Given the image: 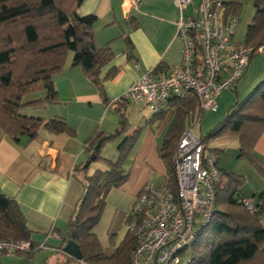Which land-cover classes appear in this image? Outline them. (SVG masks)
<instances>
[{"label": "trees", "instance_id": "16d2710c", "mask_svg": "<svg viewBox=\"0 0 264 264\" xmlns=\"http://www.w3.org/2000/svg\"><path fill=\"white\" fill-rule=\"evenodd\" d=\"M83 1L0 0V130L15 142L25 137L29 144L37 138L41 129L52 134L74 136L62 119L44 120L21 114L28 106L59 103L52 78L62 71L69 52L73 54L71 67L79 68L107 103L100 70L111 61L113 53L108 45L103 48L96 45L93 30L96 17L76 15V8ZM211 1L221 2L224 22L229 17L238 18L242 7L240 0ZM252 8L253 15L247 24L243 45L257 50L264 47V0H252ZM125 41L131 52L130 41ZM194 41L199 56L196 37ZM196 61L201 65V59ZM162 68L158 65L153 73L157 74ZM115 74L114 70L107 72L104 80L112 79ZM36 88H42L45 97L25 105L23 98ZM118 103L127 102L122 98ZM169 103L174 107L175 114L158 147V155L165 167V174L173 184L171 156L186 127V120L194 114L197 103L192 94L186 99H174ZM118 112L119 123L114 132H95L84 143L87 155L85 170L96 162H105L108 169L96 171L90 176L84 175L80 181L83 193L67 224L63 240L66 243L73 240L80 249L82 260L70 259L74 264H132L136 242L130 233L125 234L111 257H105L94 233L108 193L119 188L127 179L123 164L142 130L136 128L126 136L130 125L125 113ZM263 131L264 80L256 84L240 103L230 107L225 118L202 138V142L205 145L215 138L234 137L239 147L238 158L245 159L264 178V163L253 153ZM121 138L116 160H104L100 154L102 147ZM98 142L100 146L95 150ZM209 150L219 160L220 150ZM220 171L225 182L215 193L216 210L208 224L198 232L195 242L184 252L183 264H264V191L252 197L256 199L258 211L250 214L240 202L244 199L240 193L245 183L244 177ZM31 236L16 201L0 192V240L27 241L31 248H35L38 244ZM33 253L29 251L20 255L30 258Z\"/></svg>", "mask_w": 264, "mask_h": 264}, {"label": "crops", "instance_id": "0c3cea01", "mask_svg": "<svg viewBox=\"0 0 264 264\" xmlns=\"http://www.w3.org/2000/svg\"><path fill=\"white\" fill-rule=\"evenodd\" d=\"M75 13L78 17H96L93 25L96 45L100 48L108 45L113 53L111 61L100 70L107 103L81 70L71 67L72 58L68 56L62 71L52 78L59 103L28 106L21 114L44 120L62 119L74 136L52 134L41 129L37 138L28 144L25 137L15 142L0 130V192L16 201L32 240L44 245L30 258L25 255L0 256V264H74L62 248L66 243L63 240L67 224L83 193L80 181L84 175L108 169L105 162H96L85 170L87 155L84 143L95 132H114L119 123L118 111L125 113L130 125L126 136L136 128L142 130L123 164L127 179L108 193L104 211L94 229L105 257H111L124 238L125 235L114 241L141 188L146 184L161 185L166 173L158 147L174 118V107L168 103L153 115L143 105L118 103V100L123 98L133 82L158 65L163 67L156 74L158 76L168 74L179 65L181 43L175 38L176 0H140L129 12L125 9V0H84ZM125 39L131 43V52ZM251 64L231 92L236 93L245 86ZM111 70L116 72L115 76L104 80ZM45 95L42 88H36L23 98V103L30 104ZM219 96L217 106L223 105ZM122 139L105 144L101 157L116 160L117 145ZM253 153L264 163V131ZM218 166L224 170L220 158ZM257 181L258 184L250 189L252 197L264 191V180ZM241 195L246 198L244 193Z\"/></svg>", "mask_w": 264, "mask_h": 264}, {"label": "built area", "instance_id": "2783aa9c", "mask_svg": "<svg viewBox=\"0 0 264 264\" xmlns=\"http://www.w3.org/2000/svg\"><path fill=\"white\" fill-rule=\"evenodd\" d=\"M139 1L125 0V9L129 12ZM176 6L179 65L163 76L153 71L143 74L123 99L134 106H145L153 115L170 100H183L190 94L197 106L187 118L171 156L173 184L165 174L161 185H144L125 214L123 227L136 242L132 264H183L184 252L211 220L216 210V190L225 179L217 156L204 147L192 128L199 124L203 112H216L217 97L235 89L252 56L261 50L234 40L237 18L229 17L224 22L220 1L198 0L195 5L194 0H176ZM197 59H201V65ZM240 202L250 214L258 211L256 199L244 198ZM43 248L44 245L31 248L27 241L0 240V256L5 257Z\"/></svg>", "mask_w": 264, "mask_h": 264}, {"label": "rangeland", "instance_id": "374dc122", "mask_svg": "<svg viewBox=\"0 0 264 264\" xmlns=\"http://www.w3.org/2000/svg\"><path fill=\"white\" fill-rule=\"evenodd\" d=\"M197 2L198 0H194L195 4H197ZM240 2L242 3V7L240 13L238 14V23L235 30V40L243 44L247 24L250 21L249 18L252 15L253 9L252 0H240ZM72 55L73 54L69 52L68 56L72 58ZM253 56L254 57L251 60L252 66L250 72L248 73L244 82L245 86L236 93L231 91L223 92L220 95L222 97L221 102H223V105H218V109L216 110V112H203L201 114L199 124L194 125L192 128V131L197 138L202 139L206 137L207 133L225 118L230 107L240 103L256 84L264 80V49H261L260 52H256ZM204 147L207 150H220L219 158L221 161V165H223L222 167L227 172L240 174L244 177L245 183L240 192L244 193L247 199L252 198L251 195L253 192L251 193V186L258 184V179L264 180V178L259 173H257L256 170L252 168L245 159L238 158L239 147L237 140L234 137L215 138L205 143ZM262 218L264 219V214L262 215ZM125 234L126 230L124 227H122L119 234L114 237V241H119Z\"/></svg>", "mask_w": 264, "mask_h": 264}, {"label": "water", "instance_id": "95a60500", "mask_svg": "<svg viewBox=\"0 0 264 264\" xmlns=\"http://www.w3.org/2000/svg\"><path fill=\"white\" fill-rule=\"evenodd\" d=\"M99 146H100V142H98L97 145L95 146V150L98 149ZM73 238H74V236H72V239ZM62 252L65 253L66 255H68L69 257H71L72 259L76 260V261L82 260V254L80 252V249H79L78 245L73 240L68 241L63 246Z\"/></svg>", "mask_w": 264, "mask_h": 264}]
</instances>
